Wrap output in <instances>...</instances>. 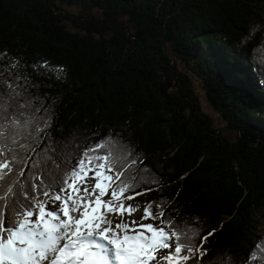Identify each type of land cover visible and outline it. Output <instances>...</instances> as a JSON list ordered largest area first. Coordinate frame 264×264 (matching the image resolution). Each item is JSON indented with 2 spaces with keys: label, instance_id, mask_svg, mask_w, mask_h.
I'll return each mask as SVG.
<instances>
[{
  "label": "trees",
  "instance_id": "1",
  "mask_svg": "<svg viewBox=\"0 0 264 264\" xmlns=\"http://www.w3.org/2000/svg\"><path fill=\"white\" fill-rule=\"evenodd\" d=\"M262 56L264 0H0V79L42 129L40 169L105 143L126 206L198 245L183 264H264Z\"/></svg>",
  "mask_w": 264,
  "mask_h": 264
},
{
  "label": "snow or ice",
  "instance_id": "2",
  "mask_svg": "<svg viewBox=\"0 0 264 264\" xmlns=\"http://www.w3.org/2000/svg\"><path fill=\"white\" fill-rule=\"evenodd\" d=\"M0 86L8 90H0V264L189 261L198 248L189 235L135 220L131 230L127 222L113 225L108 214L119 212L122 216L124 211L136 209L122 202L121 194L131 185L120 180L119 157L111 151L91 154L105 148V143L89 147L70 168L61 169L53 160L45 174L32 155L42 129L34 123V116L24 118L22 109L29 102L17 99L21 85H13L9 78L7 82L0 79ZM10 107L18 110L9 111ZM113 170L114 174H109ZM105 196L109 198L105 200ZM150 209L151 205L143 219L163 216Z\"/></svg>",
  "mask_w": 264,
  "mask_h": 264
},
{
  "label": "rangeland",
  "instance_id": "3",
  "mask_svg": "<svg viewBox=\"0 0 264 264\" xmlns=\"http://www.w3.org/2000/svg\"><path fill=\"white\" fill-rule=\"evenodd\" d=\"M178 65H179V69L187 74L190 75L191 79H192V84H193V88L195 90L196 95L198 96V99L202 105L203 110L208 113L209 115H211L212 119L214 120V124L223 132L226 133H231L229 131V129L227 128L225 122L223 121V119L221 118V115L210 105V103L208 102L207 96H206V92L205 89L202 85V81L201 79L196 76V75H192L191 70H189L188 66L186 65V63L181 60L178 59ZM89 177H91L93 175L92 172L88 173ZM142 194V193H141ZM110 195V194H109ZM136 196L140 195L138 193H135ZM106 200L109 198V196H105ZM101 211H105L104 209ZM145 211L142 208L137 209L136 211H132L129 213V211H124V214L121 216L119 212L117 213H113V214H108L109 218L113 219V225L117 222H127L130 225V230H131V222L133 220L137 221V222H142V223H153L154 226H160V224L158 223V221L156 219L153 218H148V219H143V217L145 216ZM264 230V220H263V224L261 226Z\"/></svg>",
  "mask_w": 264,
  "mask_h": 264
}]
</instances>
